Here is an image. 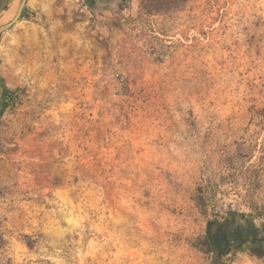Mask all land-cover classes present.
<instances>
[{"label":"clouds","instance_id":"9594fccd","mask_svg":"<svg viewBox=\"0 0 264 264\" xmlns=\"http://www.w3.org/2000/svg\"><path fill=\"white\" fill-rule=\"evenodd\" d=\"M0 264H264V0H6Z\"/></svg>","mask_w":264,"mask_h":264},{"label":"rangeland","instance_id":"374dc122","mask_svg":"<svg viewBox=\"0 0 264 264\" xmlns=\"http://www.w3.org/2000/svg\"><path fill=\"white\" fill-rule=\"evenodd\" d=\"M1 1V0H0ZM4 5H5V3H4ZM4 5H3V7H4ZM2 7V8H3ZM231 222L230 221H225L224 223H219V222H210V224H209V229L211 230H213V232L214 233H219V232H221L223 229H225V227H228L229 226V224H230Z\"/></svg>","mask_w":264,"mask_h":264},{"label":"water","instance_id":"95a60500","mask_svg":"<svg viewBox=\"0 0 264 264\" xmlns=\"http://www.w3.org/2000/svg\"><path fill=\"white\" fill-rule=\"evenodd\" d=\"M5 2H6V0H1V1H0V8L3 7V5H4Z\"/></svg>","mask_w":264,"mask_h":264},{"label":"flooded vegetation","instance_id":"af4514ba","mask_svg":"<svg viewBox=\"0 0 264 264\" xmlns=\"http://www.w3.org/2000/svg\"><path fill=\"white\" fill-rule=\"evenodd\" d=\"M226 228H227V227H225V229H226ZM223 230H224V229H223ZM223 230H222V231H223ZM222 231H221V232H222Z\"/></svg>","mask_w":264,"mask_h":264}]
</instances>
